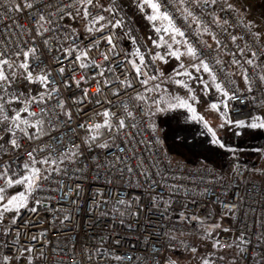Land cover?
Segmentation results:
<instances>
[{"label": "built area", "instance_id": "1", "mask_svg": "<svg viewBox=\"0 0 264 264\" xmlns=\"http://www.w3.org/2000/svg\"><path fill=\"white\" fill-rule=\"evenodd\" d=\"M27 3H38L44 9L45 21H53L52 25L42 22L44 27L54 28L56 37L42 51L47 53L46 71L50 87L55 85L58 92L46 102L49 111L43 126L48 134H42L39 140L27 141L19 151L30 152L35 148L37 159H41L48 155L46 150L41 149L59 148L63 151L58 141L67 143L74 139L76 144H80V139L87 137L85 129L77 125L101 122L103 117L94 113L102 112L108 100L113 102L111 111L117 116L123 119L121 109L126 108L133 113L134 119L127 118L129 127L119 138L101 137V142L108 144V148L92 145L75 163L57 162L55 167L61 171L53 173L43 184V190L36 193L40 203L33 205L30 201L29 209H22L17 214L16 225L10 226L8 236L0 237V255L6 254V247L11 246L14 252L18 250L27 257V264H164L168 253L191 252L189 249L193 246L199 251L200 239L211 245L219 240L225 245L223 248L215 247L214 252L204 255L209 258L210 264H264L259 255L264 254V238H261L264 234V147L257 161L250 163L233 159L224 172L204 165L176 162L165 146L163 129L159 125L161 115L155 111L167 93L163 90L145 92L140 86V78L135 76L132 68L133 54L127 47L130 40L123 34L124 30L106 28L103 33H89L87 27H92L89 17L84 18L86 33L80 32L73 20L80 0H0V43L5 37L9 43H20L21 46L23 41L32 42L30 34L35 17L30 18V13L34 9L19 12L13 9L15 4ZM89 11L93 10L90 8ZM67 12L73 15H63L61 19V14ZM93 14L96 13L93 11ZM127 18L132 21L134 34L144 44L137 26L129 15ZM176 23L183 27L179 18H176ZM183 30L187 32L186 28ZM229 31L243 35V21ZM49 35L53 33H45V37ZM107 35H112L118 56L110 51V46L103 39ZM199 39L206 40L208 37L201 36ZM93 40L98 42V47L91 46ZM208 42L212 43L211 40ZM69 46L86 50L88 57L101 67L82 69L80 61L71 57L65 59L63 52L57 49ZM132 46L139 48L143 54L144 48L140 44L133 43ZM105 55L108 60H105ZM41 59L44 57L41 56ZM145 59L147 62L148 58ZM224 59L230 58L225 56ZM61 67L63 73L60 72ZM156 67L159 70L157 63ZM223 67L225 75H229L231 88L239 94V99L229 101L228 109H224L228 119L246 120L249 113L256 115L258 111L264 114V105L261 104L264 90L254 87L253 93H248L239 71L234 66ZM146 71L149 74L153 72L151 64ZM99 72H103L104 76L98 75ZM233 72L235 75H230ZM85 74L87 82L77 86L76 81ZM125 75L144 96H154L157 103L146 99L137 110L129 104L123 89L121 96L112 95L117 84L104 86L103 92L93 98L97 81L103 85L105 79L112 81L118 77L122 80ZM249 76H252L251 69ZM220 80L223 81V76ZM148 87H152L151 82ZM225 87L228 85L225 84ZM84 89L88 91L87 96H84ZM56 96L64 104L63 112L56 107ZM80 99L84 100L83 104L77 103ZM96 99L102 103L97 104ZM149 106L151 115L148 114ZM39 110L29 106V111ZM65 112H71V121L67 120ZM22 116L28 118L26 114L22 113ZM90 134L96 135L95 132ZM113 145H119L123 151H118ZM81 149H84L82 144ZM52 156L57 161L61 158L57 152H53ZM4 159L7 160V157ZM14 163L18 165L22 162L17 160ZM32 206L36 207L35 212L30 210ZM181 214L184 219H181ZM241 235L250 241L248 245L241 244ZM237 245L254 252V257L245 255L236 259L240 254ZM25 248L32 251L25 252ZM226 252L234 253L233 258L225 260L222 255ZM16 264L26 262L17 257Z\"/></svg>", "mask_w": 264, "mask_h": 264}, {"label": "snow or ice", "instance_id": "2", "mask_svg": "<svg viewBox=\"0 0 264 264\" xmlns=\"http://www.w3.org/2000/svg\"><path fill=\"white\" fill-rule=\"evenodd\" d=\"M247 3L248 0H243V2L242 0H132V3L128 5L132 15L139 14L151 29L152 35L146 37L148 46L141 44L139 38L134 34L135 29L132 27V21L127 18L128 13L125 11V0H108L107 3H102L101 0H80V7L76 10L75 15L82 14L85 19L91 17L92 27H87L89 33H103L106 28L124 30L123 34L127 35L131 42L140 44V47L144 48L143 54L137 48L133 55L138 59L131 61L135 76L140 78L138 83L144 91L158 93L161 91V84L167 79L170 83L185 89L187 97V99L175 97L176 104H170L169 108L178 107L194 113L196 108L193 105L199 102L192 87L194 84L202 86L200 88L202 93L213 90L218 94V104H212V108L217 111L220 110V107L228 109L229 101L239 99L236 89L231 88L229 75H225L223 66L229 68L234 66L239 71L248 93H253L254 87L257 90H264V30L251 15L244 14ZM4 7L7 8V4ZM90 8L96 14L89 11ZM13 9L17 12L34 9L30 13V18L35 17V24L30 34L31 43L26 40L21 46L20 43H9L7 37L3 43H0V153H3L0 155V181H2L0 183V237L8 236L10 226L16 225L17 214L22 209H29L30 201L33 205L40 203V200L36 198V193L43 190V184L49 181L53 173L61 171L55 167L57 162L60 164H64L65 161L75 163L83 155V151L92 145L108 148V144L101 142V137L107 135L109 139L119 138L123 131L129 127L126 123L127 118L134 119L133 113L126 108L121 109L124 114L123 119L117 116L111 111V108L114 107L113 102L108 100L107 106L102 112L94 113L97 117H103L101 122L77 125L78 128L85 129L87 137L86 139L81 138L80 144H76L74 139H70L67 143L58 141L63 151L59 148L41 149V151L48 152V155L41 159H37V149L35 148L30 152L21 153L19 150L24 143L39 140L42 134H48V130L43 126L49 111L46 102L53 99L52 94L58 92V89L55 85L50 87L49 73L46 71L47 53L42 51V48L47 49L49 41L56 37L54 28L44 27V23L52 25L53 21H45L44 9L39 7L38 3L15 4ZM121 13L124 15H120ZM49 15L52 14L49 13ZM63 15L72 16L73 14L71 12L63 13L61 19ZM176 18L181 20L183 27L177 25ZM241 21L245 28L243 35L229 31V28L236 27ZM35 25H39V27ZM184 28L187 29V32L183 30ZM25 33L28 34L27 29H25ZM45 33H53V35L45 37ZM72 35L75 36V33ZM201 36H207L208 39H199ZM103 39L110 46V51L118 56L119 53L116 52V43H114L112 35L104 36ZM208 40H211L212 43H209ZM239 42H243V44ZM230 45L234 47H230ZM91 46L98 47V42L93 40ZM157 49H163V54ZM57 51H62L65 59L71 57L74 61H80L82 69L89 67L99 69L101 67L88 57L86 50H81L79 47L69 46L66 49L58 48ZM41 56L44 59H41ZM225 56L230 59L225 60ZM145 57L148 58L147 62ZM182 57L188 58L187 65L183 63ZM104 58L108 60L107 55ZM169 58L179 63V69H174V77H183L184 79H175L173 76L165 77L163 72H159L156 62L161 61L167 64ZM149 64L153 67L151 74L146 71ZM189 69H193L194 72ZM250 69L251 77L249 76ZM63 71L64 69L61 67L60 72L63 73ZM98 75L104 76V73L99 72ZM230 75H235V73H230ZM205 76H207V80ZM220 76H223V81L220 80ZM81 82H87L86 74L81 77V80L76 81V85L79 86ZM150 82L151 88L148 87ZM111 84L118 85L112 95L121 96V89H123V94L127 95L129 104L137 110L146 99L150 98L153 104L157 103L154 96L146 97L139 89L135 88L127 75L122 80L118 77L112 81L105 79L103 85L97 81L96 91L92 94L93 98L95 99L103 92L104 86ZM225 84L228 87H225ZM40 86L46 91L42 90ZM68 86L71 87V85ZM128 90H132V92ZM83 93L84 96H87V89H84ZM55 99L56 107L63 112L64 104L61 103L60 97L56 96ZM253 99H255V95H253ZM77 103L83 104L84 100L80 99ZM96 103L101 104L102 102L96 99ZM261 104L264 105V100L261 101ZM29 106L40 110L39 112L29 111ZM159 111L166 112L168 109L161 108ZM22 113L26 114L28 118H23ZM148 114H152L151 106H149ZM64 115L68 121H71V112H65ZM196 119L203 122L202 116L196 117ZM226 125L251 131H264V114L252 115L249 113L246 120L227 119L219 127L223 128ZM204 127L211 133L212 143L229 153L236 152L235 148H230L223 143L206 122H204ZM29 129H34V131L30 134ZM92 132H95L96 135L90 134ZM81 144L84 145V149H81ZM113 146L118 151H123L119 145ZM53 152L59 154L61 157L59 161L53 158ZM5 156L7 160L4 159ZM114 159H119V157H114ZM17 160L22 163L15 164L14 162ZM30 210L35 212L37 209L32 206ZM228 211L231 212L232 209L229 208ZM192 218L194 217H189V219ZM181 219H184L182 214ZM261 238H264V234L261 235ZM239 239L243 245L250 243L244 239L243 235ZM4 244L7 246L6 239ZM212 247L223 248L225 245L217 240ZM227 247H231V245H227ZM237 247L240 248V254L236 259L245 255L249 258L254 257V252H249L247 248H242L240 245ZM189 250L193 253L197 252L195 246ZM24 251L31 252L32 249L25 248ZM259 255L260 259L264 260V254ZM17 257L27 264V257L18 250L14 252L11 246H7L6 254L0 255V264H16ZM201 264H210L209 258L202 256Z\"/></svg>", "mask_w": 264, "mask_h": 264}, {"label": "rangeland", "instance_id": "3", "mask_svg": "<svg viewBox=\"0 0 264 264\" xmlns=\"http://www.w3.org/2000/svg\"><path fill=\"white\" fill-rule=\"evenodd\" d=\"M101 2L107 3L108 0H101ZM131 3L132 0H125L126 12L137 26L141 40L148 46L146 37L152 35L151 29L139 14L132 15V11L128 7ZM244 14L251 15L254 20L259 22L260 28L264 30V0H248ZM73 20H75L74 24L79 31L85 30V19L82 14L75 16ZM132 44L133 42H128L127 47L133 54L137 48H134ZM157 51L163 54V49H157ZM133 58L134 60L138 59L134 55ZM182 61L186 65L189 62L187 57H182ZM156 63L159 67V72H163L165 77H174V69H179V63L172 58H169L167 64L161 61ZM189 70L194 72L193 69ZM174 78L184 79L183 77ZM205 79L207 80V76H205ZM192 87L199 101L193 105L196 108L194 113L183 108H169L170 104H176L175 97L182 99H187V97L185 96V89L170 83L167 79L161 84V90L167 93V97L161 102L163 104L160 107L155 108V111L161 115L159 125L163 129V141L166 148L172 153L174 160L183 164L204 165L217 172H224L229 162L233 159H241L250 163L257 161L264 147V131L239 129L233 125H226L223 128L219 127V125L225 123L228 117L225 115L223 107H220L219 111L212 108L213 103L218 104V94L213 90L202 93L200 91L202 86L199 84H194ZM161 108L168 109V111H159ZM201 116L203 117V122L196 119V117ZM32 122L34 123L35 121ZM204 122L208 124L223 143L230 148H235L236 152L234 154L229 153L212 143L213 137L204 127ZM28 131L31 132L32 129ZM198 245L200 250L196 253L184 251L168 253L164 264H200L201 257L206 253L214 252V247L202 240L198 241ZM222 256L225 260H229L233 258L234 253L226 252Z\"/></svg>", "mask_w": 264, "mask_h": 264}, {"label": "crops", "instance_id": "4", "mask_svg": "<svg viewBox=\"0 0 264 264\" xmlns=\"http://www.w3.org/2000/svg\"><path fill=\"white\" fill-rule=\"evenodd\" d=\"M80 32H83V33H86V27H85V30H81ZM240 80V79H239ZM163 103H159L156 108L160 107ZM256 115H262V112L261 111H258ZM200 240V239H199ZM198 240V241H199ZM203 241V240H202ZM206 242V241H205ZM208 243V242H207Z\"/></svg>", "mask_w": 264, "mask_h": 264}]
</instances>
